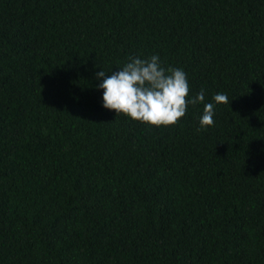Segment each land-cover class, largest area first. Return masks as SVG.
Instances as JSON below:
<instances>
[{"label":"trees","instance_id":"obj_1","mask_svg":"<svg viewBox=\"0 0 264 264\" xmlns=\"http://www.w3.org/2000/svg\"><path fill=\"white\" fill-rule=\"evenodd\" d=\"M153 55L213 126L103 107ZM0 264H264V0H0Z\"/></svg>","mask_w":264,"mask_h":264},{"label":"clouds","instance_id":"obj_2","mask_svg":"<svg viewBox=\"0 0 264 264\" xmlns=\"http://www.w3.org/2000/svg\"><path fill=\"white\" fill-rule=\"evenodd\" d=\"M103 89V107L133 121L152 127H170L185 117L189 104H204L201 128L213 126L215 107L229 103L228 96L217 93L215 103H204V90L190 98V87L183 69L162 66L159 55L147 59L130 57L118 71L97 73Z\"/></svg>","mask_w":264,"mask_h":264}]
</instances>
